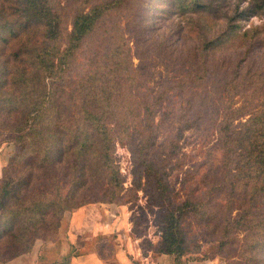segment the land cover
<instances>
[{"label":"trees","instance_id":"1","mask_svg":"<svg viewBox=\"0 0 264 264\" xmlns=\"http://www.w3.org/2000/svg\"><path fill=\"white\" fill-rule=\"evenodd\" d=\"M149 1L80 0L69 20L61 0H0V130L17 146L0 179V261L31 252L37 240L56 241L66 212L124 204L113 158L118 139L130 143L158 189L164 229L157 252L177 260L195 252L183 219L203 205L177 202L162 172L147 160L156 136L152 95L137 83L131 48L119 20H113L117 8L130 3L146 11ZM201 1H176V14L189 22L209 16ZM260 33L255 28L239 34L228 24L202 52L245 47ZM104 35L107 47L92 53L67 86L78 52ZM230 115L231 120L238 113ZM246 124L244 132H226L228 122L221 135L224 165L235 166L246 191L238 214L220 219L219 242L227 247L235 233L251 227L246 241L253 240L252 247L245 245L243 258L257 261L264 259V217L255 216L257 204L264 205V110Z\"/></svg>","mask_w":264,"mask_h":264},{"label":"rangeland","instance_id":"2","mask_svg":"<svg viewBox=\"0 0 264 264\" xmlns=\"http://www.w3.org/2000/svg\"><path fill=\"white\" fill-rule=\"evenodd\" d=\"M61 1L70 20L80 0ZM176 1L150 0L152 5L146 11L131 8L129 3L116 9L118 15L113 20H119L131 48L137 83L140 79L152 95L156 136L147 160L162 172L177 202L199 200L203 205L183 219V230L195 252L178 260L157 252L164 229L163 209L156 204L160 201L158 189L150 182L147 169L133 154L130 143L121 139L115 143L113 158L123 180L124 204L96 203L66 212L56 241L65 232L70 252L81 250L82 242L90 241L108 264H117L118 249L128 264H264L263 256L257 261L243 258L244 250L252 247L253 240L246 241L251 227L235 233L227 247H221L219 242L220 219L226 214H238L246 191L235 166L228 162L224 165L221 135L228 122L231 125L226 132H244L250 117L264 110V0H202L210 15L195 18L194 22L176 14ZM228 24L237 27L239 34L259 28L260 39L252 36L245 47L203 53V48ZM66 26L70 31L69 22ZM104 37L86 42L78 52L68 71L67 86L92 53L107 47ZM232 112L238 115L230 120ZM10 140L11 135L0 130V144H6L4 151L11 157L17 146ZM232 153L238 156L240 150ZM261 204H257L256 218L264 217ZM73 215L79 218L81 230L75 226ZM121 216L132 246L113 236L91 239L97 221L108 224ZM83 228L87 231L82 236ZM50 242L55 241L37 240L27 254L34 253L39 243Z\"/></svg>","mask_w":264,"mask_h":264},{"label":"crops","instance_id":"3","mask_svg":"<svg viewBox=\"0 0 264 264\" xmlns=\"http://www.w3.org/2000/svg\"><path fill=\"white\" fill-rule=\"evenodd\" d=\"M7 142V141H5ZM6 144L3 142L0 144V179L3 176V170L10 159V155L5 153ZM12 150V149H11ZM94 205V204H92ZM83 208V207H82ZM81 209V208H80ZM79 209V210H80ZM78 211V210H77ZM77 214V213H76ZM73 220L75 222V226L79 228L78 220L76 215H73ZM123 216L117 217L116 219H111L106 222L108 224H103L99 221L93 226L92 231L90 233L91 239H96L98 236H113L117 240H123L127 242L129 246H132V240H130V236L125 233L127 231L125 228L126 222L124 221ZM90 223V222H89ZM87 231V230H86ZM83 228L82 236L86 233ZM127 234V235H125ZM88 235V233L86 234ZM65 232L62 234L59 241L50 242V243H39L35 252L32 254H24L18 257H14L7 261H0V264H108L105 261L106 257L102 255L101 252L95 250V246L89 243L82 242V245L79 247L81 250L75 249L70 252ZM73 238V236H71ZM72 240V239H71ZM88 247V248H87ZM79 252V253H78ZM120 252V253H119ZM72 253V254H70ZM163 257L171 258L174 256L163 255ZM164 259V258H163ZM117 264H128L126 263L122 251L117 250ZM130 264V263H129Z\"/></svg>","mask_w":264,"mask_h":264}]
</instances>
